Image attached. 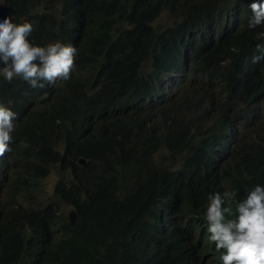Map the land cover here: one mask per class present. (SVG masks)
Masks as SVG:
<instances>
[{
  "label": "clouds",
  "instance_id": "clouds-1",
  "mask_svg": "<svg viewBox=\"0 0 264 264\" xmlns=\"http://www.w3.org/2000/svg\"><path fill=\"white\" fill-rule=\"evenodd\" d=\"M21 2L0 0V207L40 217L24 225L31 249L18 264L47 254L78 264L87 242L75 200L105 215L95 261L112 249L116 264H264V0H152V42L132 63L135 80L91 117L89 148L65 155L55 139L40 164L20 159L25 121L11 102L71 79L79 53L74 41L35 42V14L13 15ZM122 2L34 4L53 19L115 23L116 39L141 30L114 13Z\"/></svg>",
  "mask_w": 264,
  "mask_h": 264
},
{
  "label": "trees",
  "instance_id": "trees-1",
  "mask_svg": "<svg viewBox=\"0 0 264 264\" xmlns=\"http://www.w3.org/2000/svg\"><path fill=\"white\" fill-rule=\"evenodd\" d=\"M37 1L22 0L13 15L29 18V12L35 14V30L32 35L35 42L49 39L74 41L78 45L79 53L71 79L58 80L45 88L43 95L29 97L28 105H25L20 95L11 102L25 121L23 134L15 140V148L20 140L26 143L21 153L18 152L20 159L34 155L35 161L42 163L52 157L49 145L55 139L63 141L65 155L83 152L82 148L85 146L89 148L85 144L84 131L90 126L93 114L105 110L119 96L122 81L135 80V65L132 63L137 61L143 49L152 42L151 32L144 27L143 22L153 13V8L152 0H124L114 13L125 20L139 21L141 30L138 33L124 30L116 39H111L107 32L116 31L115 23L110 28L108 22L85 23L64 11L57 19H53L46 12H37V5L34 4ZM44 1L49 6H52L53 1L63 2ZM20 8L23 10H19ZM134 43H141L134 59H123L122 53ZM159 55L154 56L155 61ZM95 64H101L97 74ZM100 77L102 81H99ZM100 146V142L90 145L94 150H98ZM73 204L79 219L85 225L87 242V250L79 255L78 264H116L112 249L106 250L108 261L94 260V241L105 223L102 210L94 202L92 205L75 200ZM54 211H58L56 206ZM39 217V212L19 213L7 211L4 206L0 207V243L4 242L0 247V264H18L21 257L31 249L23 235V229L27 221ZM31 264H56V259L54 255L47 254L45 257L37 256Z\"/></svg>",
  "mask_w": 264,
  "mask_h": 264
},
{
  "label": "rangeland",
  "instance_id": "rangeland-1",
  "mask_svg": "<svg viewBox=\"0 0 264 264\" xmlns=\"http://www.w3.org/2000/svg\"><path fill=\"white\" fill-rule=\"evenodd\" d=\"M53 183H54V177L52 175H49L46 179L43 180L42 184L47 195L50 194V190L52 188ZM24 206L28 207L29 205L25 203ZM64 210L66 211V208H64Z\"/></svg>",
  "mask_w": 264,
  "mask_h": 264
}]
</instances>
